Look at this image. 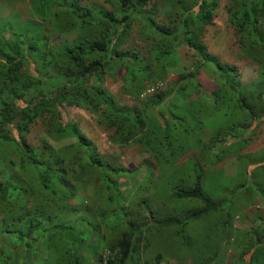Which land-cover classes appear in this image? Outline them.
I'll return each mask as SVG.
<instances>
[{"label":"trees","instance_id":"obj_1","mask_svg":"<svg viewBox=\"0 0 264 264\" xmlns=\"http://www.w3.org/2000/svg\"><path fill=\"white\" fill-rule=\"evenodd\" d=\"M101 1L107 10L76 0H28L33 20L0 33V264H160V251L151 258L142 251L150 241H172L174 230L215 210L202 179L204 168L212 172L217 163L237 160L232 179L250 182L240 194L252 188L264 199V0L224 6L240 55L256 64L247 85L201 41L218 0H183L179 8L172 0ZM62 18L76 35L49 45L43 29L57 37ZM135 20L149 40L146 50H121ZM181 46L196 61L158 87ZM202 64L214 67L217 91L207 93L198 83ZM116 75L138 108L120 105L101 87L104 76ZM181 98L203 101L196 124L212 118L211 129L192 145L185 142L184 112L173 111ZM62 107L93 114L114 154L99 153ZM36 125L42 136L33 144ZM252 139L261 144L247 150ZM127 149L140 159L130 167L120 159ZM155 192L161 207L152 212ZM167 195L175 201L172 214L165 210ZM171 228V235H161ZM254 235V241L263 237Z\"/></svg>","mask_w":264,"mask_h":264},{"label":"rangeland","instance_id":"obj_2","mask_svg":"<svg viewBox=\"0 0 264 264\" xmlns=\"http://www.w3.org/2000/svg\"><path fill=\"white\" fill-rule=\"evenodd\" d=\"M76 1L80 6L89 5L93 9L101 8L107 10L106 5L101 0ZM172 2H176V7L179 8L184 1L172 0ZM225 4L226 0H218V8L214 16L213 25L205 28L201 35V41L210 56L223 65L233 66L237 72V80L241 84L247 85L256 77V64L250 61L251 59L240 55L235 44V38L226 23ZM91 17H93V14H91ZM32 20L28 0H0V33L5 34L9 28L17 27V25L24 27L28 21ZM56 26L62 27L57 37L49 36L47 29H43L42 33L46 35L49 45L58 47L62 42L68 41L76 35L75 25L69 24V20L65 18L60 19ZM27 35L29 36V34ZM147 41L149 40H143L140 36L139 23L135 20L132 21L128 37L120 49L146 50ZM177 48H175L176 53ZM181 50L180 53L178 52V57H175L177 59L176 65L165 73V77L162 80L157 81L158 87L164 86L165 82L171 81L182 73L184 69L187 68L189 70L192 68V63L196 61L192 51L186 48ZM158 66L159 63H156L153 67V72H156V75L159 71ZM121 72L122 70L118 74ZM196 73L197 81L205 92L217 91L220 81L217 79V74L212 65L202 64L201 69H198ZM114 78H118V75L113 77L104 76L101 87L111 93L120 105L138 108V102L123 94L120 89V80ZM154 87L155 85L146 90L148 92L147 97L151 95ZM184 99L181 98L172 102L174 106L178 107V110L173 109V111L175 113L180 110L184 112L186 125L183 127L187 130V136H184L185 142L188 145H192L196 143L203 131L211 129L212 118L207 125L196 124L194 122V113L197 111L198 104L203 103V101L188 103L183 101ZM183 106L186 108L184 109ZM62 108L66 109L69 119L78 120L80 129L93 142L99 153L105 155L114 154V151L107 143L104 133L94 125L93 114L71 107ZM216 120L221 122V118ZM229 121L230 119L228 120L225 117L224 123ZM261 125L264 126V124ZM255 129L259 130L261 126L258 125ZM41 136L42 128L36 125L30 131L29 141L33 144H38ZM252 140L255 141L251 143L247 150L256 149L262 141ZM133 158L140 160L137 153L127 149L121 155L120 159L123 161V164H121L130 167L133 165ZM185 158L186 156H184ZM212 169L213 171L211 172L209 169L206 170L204 168L206 178H203L202 181L204 186L206 185L203 188L209 191L215 210L210 211L204 218L188 222L184 228L182 227L180 232L179 230H174L176 236L171 239L172 241L161 245L160 240L150 241L151 245L147 246L141 255L151 258L154 253L160 251L162 254L160 264H249L252 259H258L257 264H264V199L260 198L259 192L252 188L240 194L248 185L250 186V182L246 181V179L244 181L232 179L235 173L239 171L237 160L217 163L213 165ZM154 197L155 205L151 207L152 212L161 207L160 200L162 197H158L157 192L154 193ZM164 202L166 203L165 210L167 213L172 214L171 211L175 201H171L170 195H167L164 197ZM172 231V228L169 231L162 230L161 235H171ZM209 232L211 234L207 240L206 236ZM254 232L259 234L261 232L263 237L260 241H254ZM181 237L185 241L183 240L180 245ZM260 252L262 255H260Z\"/></svg>","mask_w":264,"mask_h":264},{"label":"clouds","instance_id":"obj_3","mask_svg":"<svg viewBox=\"0 0 264 264\" xmlns=\"http://www.w3.org/2000/svg\"><path fill=\"white\" fill-rule=\"evenodd\" d=\"M213 20H214V18H213ZM228 26V25H227ZM228 29L231 31V34H233V32H232V30H231V28L228 26ZM233 36H234V34H233ZM235 38V37H234ZM203 43V42H202ZM204 45V44H203ZM237 47V46H236ZM146 95L148 94V92L147 91H145L144 92ZM153 93H152V91H151V95H152ZM254 264H257V261L256 262H253Z\"/></svg>","mask_w":264,"mask_h":264}]
</instances>
